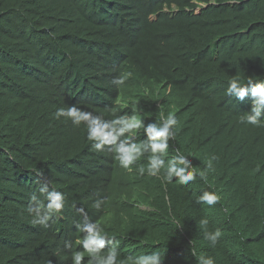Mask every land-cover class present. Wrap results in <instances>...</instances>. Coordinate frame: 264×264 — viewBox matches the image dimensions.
Returning a JSON list of instances; mask_svg holds the SVG:
<instances>
[{
  "label": "trees",
  "instance_id": "trees-1",
  "mask_svg": "<svg viewBox=\"0 0 264 264\" xmlns=\"http://www.w3.org/2000/svg\"><path fill=\"white\" fill-rule=\"evenodd\" d=\"M123 72L131 76L120 95L134 100L125 115L147 125L174 112L165 160L178 149L194 181L116 173L83 126L54 119L71 105L113 119L112 80ZM249 78L264 80V0H0V264H70L86 219L120 241L123 264L152 251L163 264H197L201 253L216 264H264V127L238 122L249 99L226 95L231 79ZM212 156L205 182L198 173ZM147 162L146 154L136 169ZM43 185L65 196L46 228L27 211ZM203 191L220 202L197 203ZM202 218L222 232L215 248Z\"/></svg>",
  "mask_w": 264,
  "mask_h": 264
},
{
  "label": "clouds",
  "instance_id": "clouds-1",
  "mask_svg": "<svg viewBox=\"0 0 264 264\" xmlns=\"http://www.w3.org/2000/svg\"><path fill=\"white\" fill-rule=\"evenodd\" d=\"M229 2L238 3L239 0H229ZM198 10L200 13V9H196L194 13L197 14ZM130 76L131 73L123 72L112 80V84L115 85L113 101L116 102V107L121 92L120 86H123ZM142 87L143 85L138 89ZM143 93L145 96L149 95L146 89ZM226 95L241 102L246 97L249 99V111L240 117L241 124L258 128L264 127V80L257 82L249 78L243 82L239 79H231L226 88ZM135 109L139 111L137 107ZM53 115L54 119L64 118L70 121L75 128L83 126L86 130V139L91 144V150L98 153L107 150L109 154H113L112 158L108 160L111 163L107 164L108 167L111 166V169L115 168L125 175L135 174V171L143 175L146 171L149 176L159 177L165 184L172 183L175 178V182L187 185L197 178V172L191 161L178 149L175 156L165 160L168 155V142L175 139L173 129L178 123L174 112H169L166 117L161 112L160 124L150 123L147 125H144L142 120L135 116H117L106 120L75 105L59 107ZM140 128L144 130L145 139L139 143L133 142L130 137L136 136V130ZM146 154L147 168L140 166L136 169L135 163ZM215 159L216 157L212 156L207 162L206 169L198 173L201 180L207 182V170L212 169V161ZM257 170H259V165H257ZM40 192L43 199L33 196L27 211L33 217L34 225L46 228L49 222L57 217L64 208L65 196L60 191L50 189L48 185H43ZM220 200L221 196L214 191H203L197 197V203L208 206L216 205ZM102 203V200H96L92 206L95 209H100ZM109 204L112 213L108 211L105 218L110 220V227L115 228L117 208L113 203ZM199 223L204 229V239L208 241L211 248H215L222 236L221 230L217 228L215 231H208L209 221L207 218H202ZM79 231L81 233L73 242L78 244L83 251L73 253L70 264H123L119 260L120 241L116 240L115 236H110L99 224L87 219L79 226ZM68 246L66 242L65 247ZM86 256L87 260H85ZM128 264H163V256L159 251L130 256ZM197 264H216V261L213 256L201 253L197 257Z\"/></svg>",
  "mask_w": 264,
  "mask_h": 264
},
{
  "label": "bare ground",
  "instance_id": "bare-ground-1",
  "mask_svg": "<svg viewBox=\"0 0 264 264\" xmlns=\"http://www.w3.org/2000/svg\"><path fill=\"white\" fill-rule=\"evenodd\" d=\"M230 32V31H229ZM163 40V39H162ZM203 48V47H202ZM74 61V60H73ZM239 62H240V60H239ZM170 71V70H169ZM135 78V77H134ZM137 79V78H136ZM137 81V80H136ZM140 84V83H139ZM208 84V83H207ZM82 85V84H81ZM140 85H142V84H140ZM143 91V90H142ZM201 92V91H200ZM145 95V94H144ZM155 96V95H154ZM156 97V96H155ZM122 95H119V97H118V106L116 107V102L115 101H113V114H112V117L113 118H115V117H117V116H124L125 115V111L127 110V107L134 101V100H122ZM100 104V103H99ZM134 104V103H133ZM136 104V103H135ZM138 104V103H137ZM153 105V104H152ZM131 106V105H130ZM154 106V105H153ZM156 107V106H155ZM134 108V107H133ZM132 109V108H131ZM130 109V110H131ZM132 112V111H131ZM133 112H135V111H133ZM138 112V111H137ZM139 113V112H138ZM153 114V113H152ZM133 115H136V114H133ZM155 115V114H154ZM138 116H140V115H138ZM141 116H143L142 114H141ZM131 117V116H130ZM153 118V117H152ZM159 118V117H158ZM141 119H143V118H141ZM148 119V118H147ZM237 122V121H236ZM239 122V121H238ZM128 135V134H127ZM172 144V143H171ZM105 152V151H104ZM101 153V152H100ZM105 154H106V156L105 157H107V153L105 152ZM101 155V154H100ZM110 155V154H109ZM102 156V155H101ZM111 156H112V154H111ZM172 156V155H171ZM105 161V160H104ZM115 171H117V170H115ZM119 171H117L116 173H118ZM119 175H121L120 173H119ZM112 176V175H111ZM125 176V175H124ZM135 176V175H134ZM124 178V177H123ZM127 178H130V177H127ZM112 179H113V177H112ZM112 184V183H111ZM123 184V183H122ZM121 186V185H120ZM103 189V188H102ZM104 191V190H103ZM107 192V191H106ZM102 194H104V192L102 193ZM104 196V195H103ZM104 199H105V197H103ZM108 198V197H107ZM110 199V198H109ZM150 199V198H149ZM148 199V200H149ZM94 200H96V199H94ZM93 200V201H94ZM112 201V200H111ZM107 202H109V201H107ZM140 204V203H139ZM133 208V207H132ZM95 211V210H94ZM98 211V210H97ZM102 213V212H101ZM75 215V214H74ZM105 215H107V212H105ZM92 216V215H91ZM105 220V219H104ZM99 225H101V222H99L98 223ZM103 224V223H102ZM102 226V225H101ZM76 227V226H75ZM79 227V226H78ZM75 245H76V243H75ZM72 247V246H71ZM75 247V246H74ZM59 252H60V250H59ZM65 252V251H64ZM77 252V251H76ZM60 258V257H59ZM85 258H88L87 256L85 257ZM246 263V262H245Z\"/></svg>",
  "mask_w": 264,
  "mask_h": 264
},
{
  "label": "rangeland",
  "instance_id": "rangeland-1",
  "mask_svg": "<svg viewBox=\"0 0 264 264\" xmlns=\"http://www.w3.org/2000/svg\"><path fill=\"white\" fill-rule=\"evenodd\" d=\"M196 13L198 14V13H199V10H198V11H196Z\"/></svg>",
  "mask_w": 264,
  "mask_h": 264
}]
</instances>
